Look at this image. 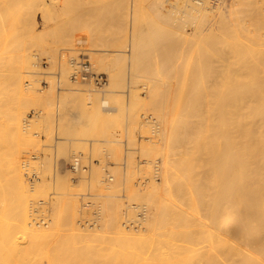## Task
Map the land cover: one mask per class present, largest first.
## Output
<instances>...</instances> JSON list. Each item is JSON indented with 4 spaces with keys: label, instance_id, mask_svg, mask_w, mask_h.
Listing matches in <instances>:
<instances>
[{
    "label": "rangeland",
    "instance_id": "374dc122",
    "mask_svg": "<svg viewBox=\"0 0 264 264\" xmlns=\"http://www.w3.org/2000/svg\"><path fill=\"white\" fill-rule=\"evenodd\" d=\"M179 1L130 0L128 3V0H0V106L5 104L1 107L0 115L10 111L6 108V76L9 69L3 64L7 63L8 59L12 65L19 51L27 54L30 64L29 68L25 67L28 71L25 72L27 75L23 73L22 79V92L27 99L25 96L22 98L25 101L21 105V132L20 136L15 135L12 139L17 146L14 147L15 143L12 145V142L10 146L7 144L8 148L2 145L5 149L10 147L9 151L4 150V153L0 142V155L9 156L8 152L16 151L27 188L40 186L36 192L29 190V195L26 196L28 218L31 217L28 221L35 225L42 221L37 224L45 231L36 243L38 248L35 250L39 251L33 252L31 257H34V262L37 260L36 263L39 264L40 259V262L45 264H121L125 259L142 262L144 258L143 262L149 261L145 258L148 253V259L151 260L162 258L167 262L172 261L171 263H186L191 260L188 258L191 254L190 248L202 244V235H197L195 230L188 232L187 229L193 227L195 220L204 218L205 208L203 210L202 204L201 211H193L188 207L189 202L180 203L183 199H180L177 205L179 209H184L188 220L182 223L183 225H169L167 228L161 226L156 230V235L153 233L152 243L143 241L140 247L142 250L135 248L140 246V242L136 245L130 243L124 234L139 233L141 228L147 225L145 217L150 205L142 191L148 189L151 182L161 180L166 134L158 111L162 106V110H169L171 103L176 102L172 95H175V98L184 96V99H180L185 100L184 104L189 106L188 111H184L188 113L186 116L191 115L188 120L185 118V126L188 127H184V132L186 136L191 137L192 144H195L202 139L201 117L209 112L206 111L208 108L205 109L201 90L210 85L211 81H216L212 80V77H226L221 78V93L225 102L223 113L218 112L216 107L215 114L221 113V117L214 113L208 116L209 121L213 119V115L216 116L214 119L220 117L216 122L222 131L217 133L216 137L219 139L217 138V143L215 141V146L218 147L215 148L223 153L225 145L234 144L235 137L233 132H230L237 124L234 107L240 97V82L244 84L245 79L248 80V76L240 80L236 78V74L253 68L251 71H255L258 76H264V0H203L207 8L199 11L190 6H183ZM188 1L193 5L197 4L196 0ZM4 7L7 9L3 10ZM216 57L226 60L222 61V65H216L219 60ZM69 58L76 61L88 60L92 71L104 74L105 84L98 87L91 80L73 81L70 75L74 65L69 62ZM216 66H219L217 72V68L214 69ZM63 67H66V71ZM207 79L210 83L206 82ZM188 92L189 103L185 98ZM182 103L177 106L181 107ZM212 110L214 112V108ZM79 115L81 117L77 118ZM142 116H150L155 121V126L145 122ZM231 119L236 122L233 123ZM1 126L0 124V131L3 129ZM212 132L209 131L210 135ZM144 145L148 147L144 148ZM203 150L200 147V151ZM7 156L3 158L6 159ZM74 156H79L80 160V167L76 171L70 168ZM200 156L201 154H198L192 162L198 168H218L219 164L221 166V161H216L213 167L214 164ZM231 160L227 158L224 163L234 164L235 161L232 160L231 163ZM214 175H208L207 182L218 181L219 174L215 175L216 178ZM226 186L222 189V194H217V199L220 198L219 204L235 196L234 183ZM130 188H133L132 192ZM156 193L153 197H158L161 190ZM9 199L12 205V194H9ZM181 205L187 206L189 210ZM6 206L9 213L8 203ZM139 227L140 231L137 232ZM177 229L185 234L175 236L173 232ZM254 229L250 230L253 236L245 237L243 243H214L213 250L224 252L235 249V252L239 251L237 256L241 255L240 251L254 250V259H263L264 245L257 247L250 244L257 234L261 237V230ZM150 233L152 232L145 236ZM15 237L19 246L30 243V235L22 233V230L17 231ZM144 245H147V248ZM132 249L138 252H133ZM140 251L143 255L140 253L139 256ZM258 251L262 252L263 256L258 254ZM129 252L131 256L134 254V259L124 257L130 255ZM153 252L159 254V257ZM135 254L138 255L137 259ZM101 261L103 263H100Z\"/></svg>",
    "mask_w": 264,
    "mask_h": 264
},
{
    "label": "bare ground",
    "instance_id": "6f19581e",
    "mask_svg": "<svg viewBox=\"0 0 264 264\" xmlns=\"http://www.w3.org/2000/svg\"><path fill=\"white\" fill-rule=\"evenodd\" d=\"M128 1H129L128 3H130V0H128ZM179 2H181V4H183V6L184 5H186L187 7L190 6L191 8L196 9L198 11L200 9H206L207 8V6L205 5V2L203 0H196L195 3H197V4H194V5L191 4L188 0H180ZM162 6H163V3H162ZM5 9H7V7L6 8L4 7L3 10H5ZM185 9H186V7H185ZM218 17H220V16H218ZM205 34H207V33H205ZM2 47H3V45H2ZM230 50H232V49H230ZM7 52H9V51H7ZM102 54H104V53L102 52ZM239 55H240V53H239ZM231 56H232V53H231ZM7 58H9V56ZM93 59H95V58H93ZM100 59H102V58L100 57ZM100 59H99V61H100ZM216 59H219V60H217L216 65L218 63L222 65L224 63L222 61L224 59L226 60V58L221 60L222 58H217V57H216ZM216 59H215V61H216ZM4 60H6V58ZM89 60H90V58H89ZM8 61L9 60L7 59V63L3 64L4 63V61H3L2 64L7 69H9L7 71L8 74L6 76V78L8 80V89H7L8 91L6 93L8 95L7 96L8 107L6 106V108H8L10 111L8 113L0 115V124L2 125L1 127H3V129L1 128L2 131H0L1 147L3 145L7 148H8L7 144L10 146V143L12 142V139L15 138V135L20 136V132H21L20 131V127H21L20 123H21V116H22L21 115V107H22L21 105H23V103H24L23 101H25L23 99L24 98L27 99V97L24 95L25 93L22 92L23 91V82H22L23 80L22 79L24 78L23 75L26 74L25 72L28 71V70H25V67H26V69H27V67L28 68L30 67L29 66L30 64H29V61L27 58V54H25L23 51H21V52L19 51L16 54L12 65H11V61H9V62ZM136 61H137V59H136ZM203 61H204V59H203ZM30 62H31V60H30ZM251 63H253V62H251ZM61 64L63 65L64 63L61 62ZM95 64H97V66H99L98 63H95ZM92 65H94V64H92ZM102 65H104V64H102ZM212 65H213V63H212ZM221 65H220V67H221ZM90 66H91V64H90ZM97 66H95V67L98 69ZM132 66H134V65H132ZM65 68H64V70L66 71ZM206 68H208V67H206ZM215 68L218 69V70L217 69L215 70L216 72L219 71V66L214 67V69ZM235 68H237V67H235ZM209 69H210V67H209ZM249 69L248 70L244 69V71H243L241 68L242 71L238 70L239 72L236 74V78L241 80L242 77L244 78V76L245 77L248 76V80L244 78L246 80L245 81L246 84H245V82H244V84H242L240 82V80H238V82H240L239 92H238L240 97H239V101H237V102L235 101L236 102L235 107L233 106L234 110L236 111L235 114L237 117V124H235L236 127L231 125V126H233V129H231V131H230V132H233V134H234L235 142H233L234 143L233 145H228V144L225 145L226 148L224 149L223 153H221V151L219 149H216L218 146H215V145H217L216 144L217 143L216 140L218 138V137H216L217 133H219V132L221 133V131H222V130L221 131L219 130L220 125L216 121H218L220 119V117H221L220 114L223 113V108L225 105L224 97L222 96V93H221L222 84H223L222 83L223 79H221V78H226V77L220 76V79H216V77L218 78L219 76L215 75L216 76L215 78H213L211 76L212 77L211 79L212 80L215 79L216 81H214V82L211 81L210 85H208V86L205 85L207 87L204 88L203 91L201 90V92H203L202 97L204 96L203 97L204 102L203 101L202 102L206 105L205 109L208 108V109H206V111H209V112H206V114L202 113L204 115V117H201V118H203L201 142L198 141L195 144L194 143L192 144L191 137L188 135L186 136V134L184 132V127L185 128L188 127V126L187 127L185 126V120L187 118L189 119V116H191V115H189V116L185 115L188 113H186L184 111H186L189 106L185 105L186 102H185V100H183L184 96L182 97L180 95L181 97H176V98H179V99H176L175 95H172L174 97V100L177 103L176 102L171 103V106L167 112L165 110L166 106L164 107L165 109L162 110L163 104L161 105L162 108H159L158 116L160 117V120L163 124V130L165 131V134H166L165 141H164V145L166 144V146H165L166 149H164V150H166V151H165L163 158H162L161 180L157 181L155 183L151 182L152 184H150V186H148L149 188L144 189L142 191L143 194H145V196L147 197L148 204L150 205L149 211L146 214L147 217H145L147 225H145L141 228V232H139L140 231V227H139V230L137 231L139 233H130V234L125 233L124 234V236H126V240L129 241L130 243L133 242L136 245V243L140 242V246L137 245L135 247L137 249V247H139V248L141 247V245L143 244V241H146V243H147V240L149 242L151 240H153V233L155 234L156 230L158 228H160L161 226H165L167 228L169 225L176 226L178 224L184 223L185 221L188 220V218L185 215L186 213L184 214V212H183L184 209L183 210L179 209V206L177 205V203H179L180 199H183L180 201V203L182 202L181 204H185L186 202H189L188 207L191 208L193 211H196V212H199V210L201 211L200 206L202 204H203V210L205 208L206 215L204 216V218L202 220H195V221L193 220L194 221V224H192L193 227L191 226V227H189V229H187L188 232L195 230L198 232L197 235L198 234H200V236L202 235L201 236V237H203L201 240L202 244L200 243L201 245L199 247H194V248L191 247L190 248L191 251H189V252H191V254L188 256V258L191 260L186 262V263L185 262L184 263L183 262L171 263L172 261L170 262L169 259H168L169 262H167L165 260H162V258H157L156 260H154V258H153V260H151V259H148V256H150V255L146 252L148 256H145V258H146V260H149V261L143 262L144 258H142L143 259L142 262L140 260H139L140 262H137V261H133V260L131 261L129 259L124 258L125 260L121 264H264V260H263L264 257H263V259L262 258L261 259L260 258L254 259L255 256L253 257V255H252V253L254 252L253 249H255L254 246L252 247L253 249L251 248L253 250V252L251 250H249V251L247 250L244 252L240 251L241 252L240 256H237V253L239 251L236 250L237 252H235L234 251L235 249L234 250L233 249L228 250V251L224 250V252H219L215 249L213 250L214 243H219V244L220 243H222V244L227 243L229 245L230 244L234 245V244H237L240 242L243 243L245 237L253 236L251 234L252 232L250 230L251 229L253 230L254 228H255L254 229L255 231L261 230V232H259L261 237H258V234H257L256 238L252 239L250 244L255 245L257 247L258 246L262 247V245H264V185H263L264 184V76H258V74L255 71H251V70H253V68L250 69V71H249ZM68 70H69V68H68ZM105 70H103V71H105ZM204 70H205V68H204ZM263 72H264V70H263ZM211 73L212 72L210 70V74ZM225 73L228 74L227 71ZM230 73H231V71H230ZM259 73H261V72L259 71ZM64 74L66 75V73H64ZM107 74H109V73H107ZM118 74H121V73H118ZM216 74L220 75V73H216ZM233 74H234V72H233ZM109 75H111V74H109ZM223 75L225 76V74H223ZM64 78L62 80H64ZM201 78H202V76H201ZM232 78H233V76H232ZM115 79H114V81H115ZM147 79H148V77H147ZM151 79H153V77ZM198 79H199V77H198ZM204 79H206V77ZM67 80L68 79H66V82H67ZM114 81H113V84L116 85ZM204 82H205V80H204ZM206 82L210 83V81L208 79ZM237 84H239V83H237ZM110 86H112V85H110ZM112 87H114V86H112ZM108 88H110V87L108 86ZM235 89L233 88V90H235ZM93 91H95V90H93ZM124 92H126V91H124ZM189 93L190 92H188L185 95L187 96ZM78 94L80 95V93H78ZM76 95H77V93H76ZM145 95H146V93H145ZM44 96H45V94H44ZM47 97H48V95H47ZM29 98H31V97L29 96ZM39 98L42 99V97H39ZM180 98H183V99H180ZM185 98L187 99L186 101L189 103V100H188L189 96H187ZM45 100H47V99L45 98ZM20 102H22V103H20ZM39 102H40V100H39ZM43 102L44 101H42V103ZM181 102H183L182 106L179 107L181 105L180 104ZM184 102H185V104H184ZM191 102H193V101H191ZM37 103H38V98H37ZM37 103H35V104H37ZM49 103L52 104L51 102H49ZM105 103H106V100H105ZM105 103H103V104H105ZM164 103H167V102H164ZM216 103L217 104L219 103V104L217 105ZM228 103H229V101H228ZM177 104L179 106H177ZM183 104H184V107L187 106V107H185L186 108L185 110H183L184 109ZM4 105H2V106L4 107ZM2 106H0V111H2L1 110ZM46 106H45V110H46ZM40 107H41V105H40ZM216 107H218L219 109ZM213 108H214V112L212 110ZM215 108H216V110H218V112H221V113H218L220 116V117L218 116L219 119H218V117L216 119H214V117H216L218 115V114H215V111H216ZM79 110H81V109H79ZM79 110H78V112H79ZM225 110H226V108H225ZM210 113H212V114L214 113L216 115V116L213 115L214 121H213V119L211 121H209L210 118H209L208 114H210ZM74 115H75V113H74ZM183 115H184V117H183ZM78 117H81V116L79 115V116H77V118ZM199 117L200 116H198V118ZM257 117L259 119H256ZM234 118H232V119H234ZM232 119H231V121H232ZM212 121H213V123H212ZM257 121H259L258 124L256 123ZM235 122H236V120H235ZM235 122H233V123H235ZM251 122H252V124H251ZM194 127H195V125H194ZM222 127H223V124H222ZM223 129H224V127H223ZM228 129H230V127ZM209 131H211V132L215 131L216 133L212 132L215 136L213 134L212 135L214 137L212 135H210L211 133H209ZM11 132L13 133V135ZM219 134H218V136H219ZM17 136H16V138H17ZM215 137H216V139H215ZM234 137H232V138H234ZM220 138H221V135H220ZM18 139L20 140V137ZM215 141H216V143H215ZM14 143H15V140H13L12 145ZM219 143H221V141H219ZM225 143H227V142H225ZM220 145H224V144H220ZM15 146H17L16 143H15L14 147ZM143 147L147 148L148 145L147 146L144 145ZM200 147L202 150L204 149L202 152L200 151ZM9 149H10V147H9ZM9 149H5L2 147V152H4V150L9 151ZM4 153H6V152H4ZM198 154H201V156H200L201 158L205 159L206 161H210L211 164H214L213 167L215 166L216 161H219V162L221 161V166L219 164L218 168H209V167L208 168H198V167H196V165H194L195 163L192 164V162ZM3 155L4 154H2V156L0 155V157H2L1 158L2 161H0L1 162L0 163V199H1V201H0V264H38V263H36L37 260L34 262V260H35V259H33L34 257L32 259H31V257L33 255V252L36 251L35 249L38 248L36 243L39 242L41 234L44 230L41 228L40 224H37V223L42 222V221L37 222L36 225L34 223H30L28 221L29 218H31V217L28 218V202H27L26 196L29 195L28 194L29 190H31L32 192H36L40 186L37 185V186H31L30 189L27 188V184H26V182L22 176V172L20 169L21 167L19 164L20 161H18V156H17L18 153H16V151L15 152H12V151L8 152L9 156H7V154L4 155V156H7V158L5 157L6 159L3 158L4 157ZM227 158H231L233 161H235V163L230 164V165H226L224 162L227 160ZM232 160H231V163H232ZM214 161H215V163H213ZM229 161L230 160H228V162ZM217 173L219 174V180L216 181L217 183L213 182V181L207 182L208 181V179H207L208 175H209V177H210V175L212 176L213 174L218 176ZM217 176H215V178ZM209 179H211V178H209ZM209 181H211V180H209ZM231 183L232 184L234 183V187H233L234 188V194L233 195H235L234 198H231L229 201H227L228 200L227 199L225 202L219 204L220 198L217 199V194L218 195L222 194V189L226 185L231 184ZM146 188H147V186H146ZM130 189H129L130 192H132L133 188H130ZM159 189L161 190V194L159 193L158 197H153L154 194H157L156 192ZM225 192L227 193V191H225ZM232 193H231V195H232ZM9 194L10 195L12 194V198L14 199L12 205H11V201L9 199ZM222 197H225V196H222ZM187 199L189 201H187ZM6 203H8V208H9L11 213L10 212L7 213L8 209H7ZM181 206H184V205H181ZM184 207L187 208V206H184ZM189 208H187L186 210H189ZM201 214H202V212H201ZM188 215H191V214H188ZM197 216H199V215H197ZM35 217L36 216H34V218ZM37 218H36V220H37ZM42 220H44V219H42ZM191 221H190V224L192 223ZM186 225H187V222H186ZM187 227H188V225H187ZM21 230H22V233L30 235V243L28 245L19 246V243L17 242V239L15 237V233H17V231H21ZM142 230H143V232H142ZM148 232H152V233H150L149 236H145V234H147ZM181 233L183 234L184 232L182 230H179V229L174 230V232H173L174 235L175 234L176 235H179V234L182 235ZM44 234H45V231H44ZM193 234H195V232H193ZM255 234H256V232H255ZM171 236H173V235H171ZM183 237H185V236H183ZM156 239H158V238H156ZM152 242L153 241H151V243ZM156 243H158V242H156ZM144 246H146V248H147V245H144ZM42 249L40 248V250H42ZM159 250H160V248H159ZM38 251L39 250H37L36 252H38ZM132 251H133V249H132ZM133 252H138V250L137 251L134 250ZM258 252H259L258 254L261 253L260 255H262V252H260V251H258ZM44 253H46V252L44 251ZM140 253H142V255H143V252L140 251L139 256H140ZM153 253H155V255H156V252H153ZM129 254H130V252H129ZM66 255H67V253H66ZM133 255L131 256V254L130 255L127 254L124 257L131 258V257H133ZM135 255H137V254H135ZM42 256H40V257H42ZM53 256L57 257V255H53ZM152 256L154 257V254ZM157 256L159 257V254H157L156 257ZM166 256H164V257H166ZM262 256H260V257H262ZM136 257H138V255L135 256V259H137ZM133 259H134V257H133ZM118 262H120V260ZM47 263H48V261H47ZM100 263H103V262L101 261ZM39 264H45V263L40 262V259H39ZM67 264H75V263H71V262L69 263L68 262ZM76 264H80V263H76ZM82 264H84V263H82ZM91 264H92V262H91ZM104 264H107V262ZM112 264H114V262ZM116 264H120V263H116Z\"/></svg>",
    "mask_w": 264,
    "mask_h": 264
},
{
    "label": "built area",
    "instance_id": "2783aa9c",
    "mask_svg": "<svg viewBox=\"0 0 264 264\" xmlns=\"http://www.w3.org/2000/svg\"><path fill=\"white\" fill-rule=\"evenodd\" d=\"M69 62L74 65L70 76L73 81L91 80L98 87L105 84L106 77L104 76V74L92 71L88 60L84 59L76 61L73 58H69ZM142 118L145 122L149 123L152 126H155V121L150 116H142ZM79 167V156H74L73 161L70 163V168L76 171Z\"/></svg>",
    "mask_w": 264,
    "mask_h": 264
}]
</instances>
